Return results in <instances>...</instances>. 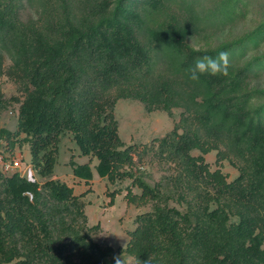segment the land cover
<instances>
[{
	"label": "trees",
	"instance_id": "trees-1",
	"mask_svg": "<svg viewBox=\"0 0 264 264\" xmlns=\"http://www.w3.org/2000/svg\"><path fill=\"white\" fill-rule=\"evenodd\" d=\"M198 2L0 0V73L22 94L13 96L18 129L1 128V135L25 133L42 174L53 171L61 134L70 130L82 154L99 159L101 176L134 175L141 197L156 201L137 216L124 250L139 264H264V86L252 84L264 51L250 52L264 40V18L236 38L195 48L189 35L226 26L245 4L217 0L204 10ZM26 4L35 11L27 18ZM220 51L229 54L227 76L190 79L198 58ZM127 95L148 109L182 108L174 128L140 152L173 163L175 172L153 185L128 168L135 146H121L115 105ZM3 98L0 87V105ZM195 147L218 148L239 175L228 180L211 170ZM73 170L93 177L90 162L73 161ZM90 227L85 201L66 182L0 169V264H130L97 243Z\"/></svg>",
	"mask_w": 264,
	"mask_h": 264
},
{
	"label": "rangeland",
	"instance_id": "rangeland-1",
	"mask_svg": "<svg viewBox=\"0 0 264 264\" xmlns=\"http://www.w3.org/2000/svg\"><path fill=\"white\" fill-rule=\"evenodd\" d=\"M215 2L217 0H199L198 6L199 9L207 10L214 7ZM244 2L238 17L229 24L215 27L209 25L202 32L189 35L187 41L195 48H210L252 29L264 18V0H244ZM33 14H35L34 9L26 4L23 8V16L27 18ZM257 51H264V40L259 48L250 52L253 54ZM4 54L3 67L6 68L11 63V59L7 53ZM252 84L264 86V70L260 75L252 78ZM0 87L4 92V101L0 105V130L6 128L15 132L18 129L20 102L13 96H22V94L17 82L5 72L0 73ZM181 113V107H173L172 112L161 107L148 109L142 99L133 95L122 96L116 102L115 115L119 123V135L123 141L121 146L130 144L135 146L134 163L128 168L152 185L165 174L175 172L173 163L163 161L151 151L140 157V152H143L148 145L157 144L172 130L180 120ZM25 136V133H20L7 137L1 135L0 131V169L3 170V163L6 160H19L18 167L3 171L12 173L17 170L40 183L50 178L59 179L72 186L74 193L81 195L85 201L88 226L92 227L90 231L93 239L102 246H113L115 252L130 264H139L135 255L124 250L131 238L130 231L137 226V216L152 210L156 201L141 197L142 188L135 182L134 175L117 177L114 181L101 176L96 168L99 159L96 156L82 154L70 130L61 134L53 171L42 174L33 164L30 142ZM218 150L213 148L208 152H202L200 148L195 147L191 152L195 155L203 154L211 170L219 168L226 174L228 180H233L239 175L240 169L230 157L220 158ZM73 161L90 162L93 170L92 179L87 181L77 176L73 170ZM170 203L183 210L187 206L185 202L180 203L175 199H171ZM236 218L232 217V219Z\"/></svg>",
	"mask_w": 264,
	"mask_h": 264
},
{
	"label": "clouds",
	"instance_id": "clouds-1",
	"mask_svg": "<svg viewBox=\"0 0 264 264\" xmlns=\"http://www.w3.org/2000/svg\"><path fill=\"white\" fill-rule=\"evenodd\" d=\"M230 67L229 54L226 51H220L215 57L205 55L195 61L194 66L189 70L190 79L199 81L201 75L227 76ZM116 264H121L119 258H116Z\"/></svg>",
	"mask_w": 264,
	"mask_h": 264
},
{
	"label": "built area",
	"instance_id": "built-area-1",
	"mask_svg": "<svg viewBox=\"0 0 264 264\" xmlns=\"http://www.w3.org/2000/svg\"><path fill=\"white\" fill-rule=\"evenodd\" d=\"M18 165H20V161L19 160H9V161H5L3 163V170L4 171H8L11 169H14L16 167H18Z\"/></svg>",
	"mask_w": 264,
	"mask_h": 264
}]
</instances>
